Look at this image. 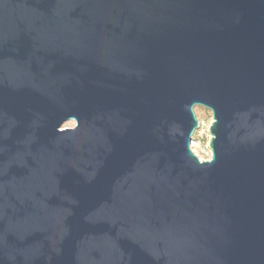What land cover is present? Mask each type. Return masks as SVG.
Masks as SVG:
<instances>
[{"label":"water","instance_id":"water-1","mask_svg":"<svg viewBox=\"0 0 264 264\" xmlns=\"http://www.w3.org/2000/svg\"><path fill=\"white\" fill-rule=\"evenodd\" d=\"M0 264H264V0H0Z\"/></svg>","mask_w":264,"mask_h":264},{"label":"rangeland","instance_id":"rangeland-1","mask_svg":"<svg viewBox=\"0 0 264 264\" xmlns=\"http://www.w3.org/2000/svg\"><path fill=\"white\" fill-rule=\"evenodd\" d=\"M194 112L199 121V127L194 134L193 152L200 160H206L210 157V149L208 147L210 135L208 129L210 126L209 122L212 121V115L209 109L201 106H195ZM74 125L75 122L69 120L62 127H73Z\"/></svg>","mask_w":264,"mask_h":264},{"label":"built area","instance_id":"built-area-1","mask_svg":"<svg viewBox=\"0 0 264 264\" xmlns=\"http://www.w3.org/2000/svg\"><path fill=\"white\" fill-rule=\"evenodd\" d=\"M193 145H194V140L191 141V149H192V151H194V150H193ZM208 159H209V158H208Z\"/></svg>","mask_w":264,"mask_h":264},{"label":"clouds","instance_id":"clouds-1","mask_svg":"<svg viewBox=\"0 0 264 264\" xmlns=\"http://www.w3.org/2000/svg\"><path fill=\"white\" fill-rule=\"evenodd\" d=\"M209 123H211V121Z\"/></svg>","mask_w":264,"mask_h":264}]
</instances>
